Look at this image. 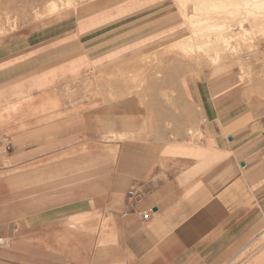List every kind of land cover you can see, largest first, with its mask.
Returning <instances> with one entry per match:
<instances>
[{"label":"crops","instance_id":"crops-1","mask_svg":"<svg viewBox=\"0 0 264 264\" xmlns=\"http://www.w3.org/2000/svg\"><path fill=\"white\" fill-rule=\"evenodd\" d=\"M168 17L147 6L0 39V145H9L1 160L23 168L58 155L70 126L60 125L54 90L77 58L83 68L120 59ZM224 73L190 74L170 103L154 98L153 124L139 134L147 141L125 152L130 171L106 180L97 197L90 186L81 196L56 189L51 206L4 210L0 264H227L251 246L264 233V104L254 109ZM130 189L138 199L127 197Z\"/></svg>","mask_w":264,"mask_h":264},{"label":"rangeland","instance_id":"rangeland-1","mask_svg":"<svg viewBox=\"0 0 264 264\" xmlns=\"http://www.w3.org/2000/svg\"><path fill=\"white\" fill-rule=\"evenodd\" d=\"M147 6L168 11L161 29L157 24L125 47L120 59L93 60L83 68L77 58L76 71L54 90L60 125L70 126L61 131L57 157L46 154L23 168L0 157V220L4 210L18 214L55 204L56 189L81 196L90 186L97 197L106 180L130 171L122 167L130 161L125 152L147 141L139 134L153 124L154 98L170 103L190 74L224 71L254 109L263 108L264 0H0V39L67 17L112 18ZM261 244L264 233L227 264H264L257 254Z\"/></svg>","mask_w":264,"mask_h":264},{"label":"built area","instance_id":"built-area-1","mask_svg":"<svg viewBox=\"0 0 264 264\" xmlns=\"http://www.w3.org/2000/svg\"><path fill=\"white\" fill-rule=\"evenodd\" d=\"M9 150V145H5L3 147V152H6ZM138 193L134 190V189H130L127 191V197L130 198V199H138ZM150 213L151 211H148V210H144V211H141L139 212V218L142 220V221H146L149 219L150 217ZM1 241V240H0Z\"/></svg>","mask_w":264,"mask_h":264},{"label":"bare ground","instance_id":"bare-ground-1","mask_svg":"<svg viewBox=\"0 0 264 264\" xmlns=\"http://www.w3.org/2000/svg\"><path fill=\"white\" fill-rule=\"evenodd\" d=\"M48 4H50V3H48ZM53 4V3H52ZM53 8L55 7V5L53 4V6H52ZM56 12V11H55Z\"/></svg>","mask_w":264,"mask_h":264}]
</instances>
